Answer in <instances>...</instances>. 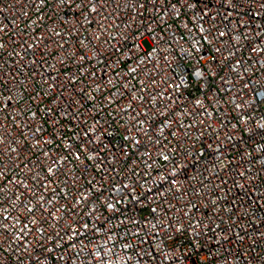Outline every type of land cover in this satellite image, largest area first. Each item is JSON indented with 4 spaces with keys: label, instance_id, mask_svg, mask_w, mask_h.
<instances>
[{
    "label": "built area",
    "instance_id": "1",
    "mask_svg": "<svg viewBox=\"0 0 264 264\" xmlns=\"http://www.w3.org/2000/svg\"><path fill=\"white\" fill-rule=\"evenodd\" d=\"M0 264H264V0H0Z\"/></svg>",
    "mask_w": 264,
    "mask_h": 264
}]
</instances>
